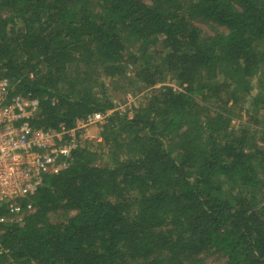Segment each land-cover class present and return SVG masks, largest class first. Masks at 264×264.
<instances>
[{
    "label": "trees",
    "instance_id": "1",
    "mask_svg": "<svg viewBox=\"0 0 264 264\" xmlns=\"http://www.w3.org/2000/svg\"><path fill=\"white\" fill-rule=\"evenodd\" d=\"M0 74L44 130L149 89L44 178L0 264H264V0H0Z\"/></svg>",
    "mask_w": 264,
    "mask_h": 264
},
{
    "label": "built area",
    "instance_id": "2",
    "mask_svg": "<svg viewBox=\"0 0 264 264\" xmlns=\"http://www.w3.org/2000/svg\"><path fill=\"white\" fill-rule=\"evenodd\" d=\"M124 100L133 102L129 95ZM38 105L32 94L14 93L9 79L0 74V237L6 227L21 226L35 212L31 197L46 176L57 175L70 165L81 143L101 142L99 133L89 134L88 129L101 128L110 113L121 108V103L114 102L110 112L78 119L70 129L44 130L32 125ZM132 108L134 104L126 110L127 118Z\"/></svg>",
    "mask_w": 264,
    "mask_h": 264
},
{
    "label": "rangeland",
    "instance_id": "3",
    "mask_svg": "<svg viewBox=\"0 0 264 264\" xmlns=\"http://www.w3.org/2000/svg\"><path fill=\"white\" fill-rule=\"evenodd\" d=\"M200 29L202 30L203 33H207V34H212L214 33L216 30H219L220 27H217L216 25L214 26H209L207 24H199ZM128 77L131 79L132 77V73L129 72L128 73ZM170 81L169 79H166V84H169ZM171 85L172 82L170 83ZM253 86H254V94H257V92H259V80L255 79V81H253ZM175 87V86H174ZM109 93H111V98L114 102H119L121 103V108L119 110V112H117L119 115H125L126 110H129L130 106H132L134 104V108L135 106L137 107L138 105H140L144 99L148 96L149 93V89H146L145 87L142 88L139 85H136L134 83L131 84H127V81H123V82H119L117 84V86H115V88H113L111 90V87L109 86ZM129 95L130 98L133 100V102L131 101V104H127L125 97ZM249 108L248 103H246L244 105V109ZM241 117L243 120L248 119V116L245 114L244 110L240 113ZM237 121H233L232 125H236ZM101 128L96 126H92L88 129L89 134H96V133H100ZM260 136H258L259 138ZM259 144L261 143L260 139H258ZM257 141V142H258ZM82 145H88L91 147L96 148L97 147V142H91V141H87L84 143H81ZM104 161H106V159H104ZM103 162V161H102ZM203 257L205 260L206 264H222V260L217 258L216 256L210 255V254H201L199 255V258Z\"/></svg>",
    "mask_w": 264,
    "mask_h": 264
}]
</instances>
